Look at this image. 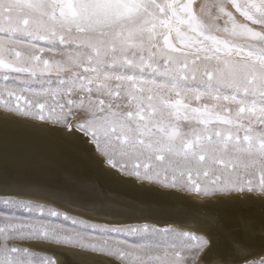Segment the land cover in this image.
<instances>
[{"label":"snow or ice","instance_id":"obj_1","mask_svg":"<svg viewBox=\"0 0 264 264\" xmlns=\"http://www.w3.org/2000/svg\"><path fill=\"white\" fill-rule=\"evenodd\" d=\"M0 109V264H264V0H0Z\"/></svg>","mask_w":264,"mask_h":264},{"label":"bare ground","instance_id":"obj_2","mask_svg":"<svg viewBox=\"0 0 264 264\" xmlns=\"http://www.w3.org/2000/svg\"><path fill=\"white\" fill-rule=\"evenodd\" d=\"M15 127H16L17 131H19L21 133H26V132L29 131V129L25 128L24 126H15ZM251 196L254 197L253 195H251ZM225 199H229V200H233V201H239L240 200L239 196H232V197H228V198H225ZM245 199H247V198H245ZM252 204H254V205H252ZM52 205L57 207V205H55V204H52ZM228 207L229 208H233V207H236V206L235 205H229ZM61 209L62 208H60V210ZM262 209H264V204H262L259 200L251 199V200L248 201V204L246 205V214L250 216V218H251V220L253 222V227L255 229V237H256V239L250 241V246L252 248L264 246V243H262L259 240V236L261 234H264V212H262ZM62 210H64V209H62ZM236 214L238 215L239 213H236ZM226 219L228 220V228L230 230L231 229H235L236 225L233 222L232 216L228 215V216H226ZM236 236H238V238L242 242H246V243L249 242L247 233H244V232H239V233L233 232V237H236ZM218 252H219V250H218ZM222 252H223V250H222ZM210 262H212V261H210Z\"/></svg>","mask_w":264,"mask_h":264},{"label":"rangeland","instance_id":"obj_3","mask_svg":"<svg viewBox=\"0 0 264 264\" xmlns=\"http://www.w3.org/2000/svg\"><path fill=\"white\" fill-rule=\"evenodd\" d=\"M7 15L12 16L14 19L18 18V12H17L15 7H13L11 9V11L7 13ZM1 110H3V109H0V111ZM251 195L255 196L254 193L251 194ZM253 200H255V199H253ZM41 203H44V202L41 201ZM252 205H254V204H252ZM47 209H52V210H55V211H59L62 214L64 213V210H62V209L60 210V208H58V207H56V206H54L52 204H47L45 210L47 211ZM57 223H63V217L62 216H61L60 220L57 221ZM231 230H233V229H231ZM218 250H219V252H218ZM222 250H223V252H222ZM227 255H228V247H227V244H225V246L222 249L221 248L214 249L212 252H210L208 254V258H207L208 264H228L229 257ZM210 261H212V262H210Z\"/></svg>","mask_w":264,"mask_h":264},{"label":"water","instance_id":"obj_4","mask_svg":"<svg viewBox=\"0 0 264 264\" xmlns=\"http://www.w3.org/2000/svg\"><path fill=\"white\" fill-rule=\"evenodd\" d=\"M241 199V197H239ZM43 202V201H42ZM253 249H255L257 252L264 250V246H260V247H254Z\"/></svg>","mask_w":264,"mask_h":264}]
</instances>
